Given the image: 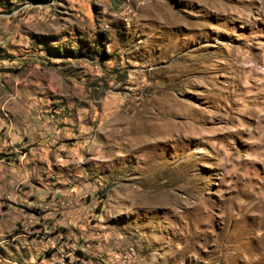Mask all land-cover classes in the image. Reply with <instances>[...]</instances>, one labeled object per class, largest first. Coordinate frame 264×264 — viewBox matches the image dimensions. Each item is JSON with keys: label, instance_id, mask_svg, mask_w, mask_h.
Segmentation results:
<instances>
[{"label": "rangeland", "instance_id": "rangeland-1", "mask_svg": "<svg viewBox=\"0 0 264 264\" xmlns=\"http://www.w3.org/2000/svg\"><path fill=\"white\" fill-rule=\"evenodd\" d=\"M0 40L16 108L104 145V221L169 264H264V0H0Z\"/></svg>", "mask_w": 264, "mask_h": 264}, {"label": "crops", "instance_id": "crops-1", "mask_svg": "<svg viewBox=\"0 0 264 264\" xmlns=\"http://www.w3.org/2000/svg\"><path fill=\"white\" fill-rule=\"evenodd\" d=\"M5 72L0 68V264H59L58 250L72 264H80L72 258L81 264H169L145 249L150 237L146 242L128 233L136 228L104 221L107 192L98 193L104 184L85 170L106 160L96 135L67 129L56 118L32 113L30 105L28 112L16 108L15 96L4 90L15 80L4 79ZM52 235L60 238L58 249L49 248Z\"/></svg>", "mask_w": 264, "mask_h": 264}, {"label": "built area", "instance_id": "built-area-1", "mask_svg": "<svg viewBox=\"0 0 264 264\" xmlns=\"http://www.w3.org/2000/svg\"><path fill=\"white\" fill-rule=\"evenodd\" d=\"M47 241L49 242V248H58L59 246H62L58 235L49 236Z\"/></svg>", "mask_w": 264, "mask_h": 264}, {"label": "bare ground", "instance_id": "bare-ground-1", "mask_svg": "<svg viewBox=\"0 0 264 264\" xmlns=\"http://www.w3.org/2000/svg\"><path fill=\"white\" fill-rule=\"evenodd\" d=\"M55 249H58V248H55ZM59 252V256H60V261H58L59 264H72V262H70L66 257L65 253L58 250Z\"/></svg>", "mask_w": 264, "mask_h": 264}]
</instances>
